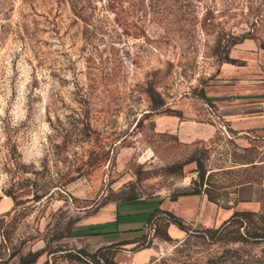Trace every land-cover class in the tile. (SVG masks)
Instances as JSON below:
<instances>
[{
    "label": "rangeland",
    "instance_id": "1",
    "mask_svg": "<svg viewBox=\"0 0 264 264\" xmlns=\"http://www.w3.org/2000/svg\"><path fill=\"white\" fill-rule=\"evenodd\" d=\"M263 47L264 0H0V264H97L98 249L118 264H264L257 213L181 239L157 215L128 246L91 232L134 200L196 189L193 159L218 204L264 176V127L239 133L221 110L264 98Z\"/></svg>",
    "mask_w": 264,
    "mask_h": 264
},
{
    "label": "crops",
    "instance_id": "2",
    "mask_svg": "<svg viewBox=\"0 0 264 264\" xmlns=\"http://www.w3.org/2000/svg\"><path fill=\"white\" fill-rule=\"evenodd\" d=\"M248 42L249 40H246L237 46H244V44L248 46L250 44ZM232 56H236L234 50ZM245 92L237 91L236 94ZM221 110L225 119L230 121L231 126L239 133L264 127V98L249 101L243 99L240 101L237 98L235 104L221 107ZM134 201L136 205H130L131 207L126 208L127 210L118 214L114 211L113 217L107 219L101 217L93 222L97 224V228L91 232L93 237H97L98 246L113 245L122 240H125L124 246L136 244L138 239L146 234L145 226L155 209L171 212L181 218L189 229L196 226L216 227L227 221L235 212L257 213L264 217V176L258 181L238 184L232 200L227 204H218L210 200L205 192L182 195L176 199L157 197ZM166 233L172 239H181L187 234L172 223L166 226ZM147 251L143 250V254ZM115 258L118 260V254Z\"/></svg>",
    "mask_w": 264,
    "mask_h": 264
},
{
    "label": "trees",
    "instance_id": "3",
    "mask_svg": "<svg viewBox=\"0 0 264 264\" xmlns=\"http://www.w3.org/2000/svg\"><path fill=\"white\" fill-rule=\"evenodd\" d=\"M245 38H250V37H245V36H242V37H232V41L229 43L228 46H224L226 49H228L229 46H235L236 44H239L241 43ZM224 39V38H223ZM220 47V45L217 46V49ZM264 49V47H263ZM223 62L225 63H230V64H235L236 63V60L235 59H232L230 57H228V55H225L223 57ZM147 94L152 102V109L153 110H158L159 108L162 107L163 105V102L161 101L160 97L157 95L156 91L150 86L148 89H147ZM200 95L202 97L205 98V94H204V90L201 89L200 90ZM166 112H169V114H174V115H177V116H180L179 113H176L172 110H166ZM190 162H195L196 165H197V171H198V181H195L194 184L197 182V188L194 189L193 191L191 192H182V193H178V194H175L171 197V199H176L178 196H182V195H188V194H199L201 192H205L203 190H201V186H202V183L204 181V175H205V168H204V165L202 162H200L199 160L197 159H193L192 161ZM183 165L184 164H176V165H171L169 167H167V172L168 173H178V174H181L182 173V168H183ZM1 198V197H0ZM248 213H251V212H235L227 221L225 222H230L231 220L241 216V215H244V214H248ZM157 215H161V216H164L165 218V226H167L169 223H172L174 225H176L178 228H180L181 230H184L186 232H189V228L183 223L182 219L175 216L174 214H172L171 212L169 211H163L161 209H155L149 216L148 218V222L150 223L152 220H154V218L157 216ZM262 216V215H260ZM263 217V216H262ZM224 222V223H225ZM166 233V231H165ZM166 236L169 237V235L166 233ZM170 238V237H169ZM109 247H113L112 245H109ZM83 253H85V251H81ZM99 253V257L97 256L96 259H97V264H100V262H102V264H118L115 260H114V256L113 257H109V258H106L102 253H101V249H98L97 251ZM86 254V253H85ZM100 261V262H99ZM34 262V258L29 260L27 264H31Z\"/></svg>",
    "mask_w": 264,
    "mask_h": 264
}]
</instances>
